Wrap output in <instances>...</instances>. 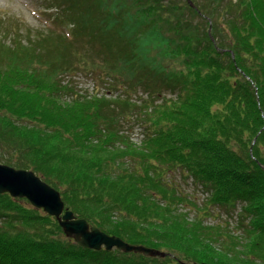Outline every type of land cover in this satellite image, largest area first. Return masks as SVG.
I'll return each instance as SVG.
<instances>
[{
	"label": "trees",
	"instance_id": "trees-1",
	"mask_svg": "<svg viewBox=\"0 0 264 264\" xmlns=\"http://www.w3.org/2000/svg\"><path fill=\"white\" fill-rule=\"evenodd\" d=\"M48 1L72 38L52 26L0 36L7 164L33 170L90 225L166 254L80 246L3 193L0 264H264V0ZM79 71L124 89L81 93L63 79ZM137 86L146 98L127 96ZM133 114L139 144L119 125ZM177 171L205 191L199 204ZM214 213L225 217L207 223Z\"/></svg>",
	"mask_w": 264,
	"mask_h": 264
},
{
	"label": "rangeland",
	"instance_id": "rangeland-1",
	"mask_svg": "<svg viewBox=\"0 0 264 264\" xmlns=\"http://www.w3.org/2000/svg\"><path fill=\"white\" fill-rule=\"evenodd\" d=\"M99 1L100 0H95ZM102 3V2H100ZM50 2L48 0H0V36L10 34L9 30L10 27H19L20 30L17 33L19 36L24 37L26 35V31H30L31 36H36L40 34V31L45 32L46 27H53L52 29H57V30H62L67 36L72 38L73 36L69 33L67 29L64 27L58 26L54 21L53 25L50 22L51 21V15H56L60 14V9L56 10L54 7L49 6ZM45 6H48L49 8L47 10L44 9ZM79 10V8H78ZM117 10V8H116ZM80 11V10H79ZM78 11V12H79ZM107 8L104 10V14L107 15L106 13ZM62 12H64L62 10ZM130 20L136 21V23L139 22V14L136 12H132L130 15ZM115 25V24H114ZM72 24L68 23V27H71ZM115 27L118 29V27L115 25ZM109 31H105L103 33L107 34ZM73 45L76 47L80 46V43H82L79 39L77 42H72ZM84 72H76L72 73L70 75H65L63 77L64 80H69L70 82L73 83V87L77 90L80 91L81 93L89 92L93 93L96 91H101L104 93L114 94L117 92V89L121 90L119 93L122 92L124 89V83L120 84L119 82L117 85L119 87L112 88L110 90L107 89L108 84L107 83H100V80L94 81L91 75H88ZM101 79V78H100ZM106 87V88H105ZM126 87V84H125ZM166 95L173 96L170 92L167 90H164ZM131 94V97L133 100H138L140 97L142 99L147 97L146 91L141 87L137 86L135 89H129L127 91V96ZM65 99H68V96L64 97ZM119 110L122 108L119 107ZM27 121V120H26ZM24 120H19V122L26 123ZM1 125V124H0ZM119 125L123 126V131L127 133L131 140L137 144L140 143L142 137H143V125L137 120L136 115L133 114L129 118L126 119H121L119 121ZM2 126V125H1ZM7 128V127H6ZM51 134V133H50ZM50 138V136H49ZM49 141V139H48ZM50 142V141H49ZM4 152H7V149L0 147V163H10L11 158L8 156V154H4ZM178 188L183 192L184 195L189 197L191 200H195L198 204L201 202L202 199L206 197L205 191L202 190L201 186L195 185L191 178L189 179H182L179 175V171H177V176L175 175L174 177ZM185 180V181H184ZM65 189V188H64ZM67 189V186H66ZM65 189V190H66ZM62 198V196H61ZM63 200V198H62ZM28 201V200H27ZM64 201V200H63ZM29 202V201H28ZM30 203V202H29ZM65 204V202H64ZM33 206V205H32ZM66 207V206H65ZM189 206L184 207V211L188 214L189 218L194 217L196 215V212L194 210H188ZM33 208L41 209L38 207L33 206ZM68 208V207H67ZM213 207L211 211L213 210L221 211L222 209ZM212 213V212H211ZM218 215V216H216ZM224 214H219V213H214L211 216H207L205 218V221L207 223H215L219 221L221 218H224ZM235 217V216H234ZM230 222L233 224V219H230ZM64 233V232H63ZM63 239L67 238L66 235L62 237ZM103 249V248H102ZM100 249V250H102ZM117 249L121 252H124L118 248H113ZM106 251V250H105ZM111 251V250H110ZM124 253H136V252H124ZM148 257H156L159 259L158 256H148ZM162 258V256H161ZM159 263V262H158ZM175 263V262H174ZM177 263L181 264V262L177 261ZM160 264V263H159Z\"/></svg>",
	"mask_w": 264,
	"mask_h": 264
},
{
	"label": "water",
	"instance_id": "water-1",
	"mask_svg": "<svg viewBox=\"0 0 264 264\" xmlns=\"http://www.w3.org/2000/svg\"><path fill=\"white\" fill-rule=\"evenodd\" d=\"M191 2V0H188ZM210 32V30H209ZM7 193L13 198H26L31 205L43 209L58 221L64 234L83 247L110 251L118 248L124 252L142 253L145 256H164L166 253L143 244H131L121 237L108 234L85 218H78L65 207L60 192L44 181L31 169L15 168L0 163V194ZM187 264V263H185ZM204 264V263H191Z\"/></svg>",
	"mask_w": 264,
	"mask_h": 264
}]
</instances>
